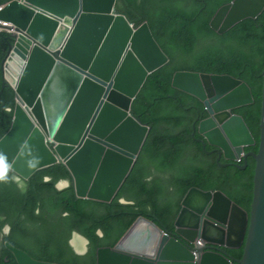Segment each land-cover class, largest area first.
Here are the masks:
<instances>
[{
  "label": "water",
  "instance_id": "95a60500",
  "mask_svg": "<svg viewBox=\"0 0 264 264\" xmlns=\"http://www.w3.org/2000/svg\"><path fill=\"white\" fill-rule=\"evenodd\" d=\"M117 1L12 0L1 6L0 21L16 41L8 61L17 79L10 80L16 105L0 153L21 179L61 162L70 180L59 181L58 188L72 185L78 198L111 202L132 171L151 129L132 105L169 57L148 23L136 28L117 12ZM263 13L264 0H233L217 11L211 27L223 35ZM7 85L3 77L0 101ZM172 87L204 104L209 116L198 121L194 136L203 137L205 149L216 148L221 165L245 169L250 156L256 160L251 213L223 190L193 186L182 201L175 231L142 215L114 246L98 248L97 264H264V89L259 152L247 153L257 140L245 118L234 112L255 103L246 81L178 71ZM76 238L85 241L83 250L74 244ZM69 243L79 254L88 250L89 240L79 232ZM5 245L18 264H62L36 259L9 241ZM243 245L241 258L228 251Z\"/></svg>",
  "mask_w": 264,
  "mask_h": 264
},
{
  "label": "trees",
  "instance_id": "16d2710c",
  "mask_svg": "<svg viewBox=\"0 0 264 264\" xmlns=\"http://www.w3.org/2000/svg\"><path fill=\"white\" fill-rule=\"evenodd\" d=\"M12 0H0L3 6ZM233 0H118L117 12L136 27L147 22L169 62L151 74L133 102V112L151 129L132 171L111 202L78 198L74 187L59 189L70 179L65 164L57 162L17 183L0 182V264H18L5 246L9 241L40 260L63 264H97L99 247L113 246L131 224L144 215L167 230H175L182 201L190 188L223 190L252 210L256 160L242 169L219 164L194 136L197 120L208 117L196 97L172 87L177 71L229 74L246 81L255 103L235 110L257 139L249 148L259 152L264 89V13L220 35L211 27L217 11ZM14 43L11 33H0V90L2 65ZM16 105L12 87L0 101V139L9 130ZM7 109V110H6ZM16 176L11 169L9 177ZM45 177H50L46 182ZM125 198L129 202H121ZM102 231L100 235L98 231ZM89 239L88 251L77 253L69 241L73 232ZM245 245L229 249L243 257Z\"/></svg>",
  "mask_w": 264,
  "mask_h": 264
},
{
  "label": "clouds",
  "instance_id": "9594fccd",
  "mask_svg": "<svg viewBox=\"0 0 264 264\" xmlns=\"http://www.w3.org/2000/svg\"><path fill=\"white\" fill-rule=\"evenodd\" d=\"M0 9H1V6H0ZM133 24V23H132ZM143 24V23H142ZM141 24V25H142ZM140 25V26H141ZM239 25V24H238ZM3 26H9L7 23H5V22H1L0 21V33L1 32H8V33H11V34H13V31H8V30H6V29H4V27ZM135 26V25H134ZM136 27V26H135ZM137 28V27H136ZM151 29V28H150ZM215 31V30H214ZM153 34V33H152ZM157 41V40H156ZM16 44V41H15V39H14V43H13V45H15ZM8 58H10V55L8 56V54H7V56H6V58H5V60H4V62H3V64L4 65H2V68H3V71L4 72H2L3 73V77H4V79H6L7 81H8V83H10V85H7V86H10V87H12L13 88V90L15 91V89H14V86H13V84L10 82V80L11 79H13V80H15V79H17V77L14 75V73H13V67H12V65H11V63L8 61ZM183 71V70H182ZM178 72V71H177ZM209 74V73H208ZM171 85H172V83H171ZM16 95V94H15ZM205 107V106H204ZM7 110V109H6ZM206 111V110H205ZM235 112V111H234ZM208 113V112H207ZM237 114V113H236ZM240 115V114H239ZM208 116H209V114H208ZM206 118H208V117H206ZM206 118H204V119H206ZM199 120H203V119H198L197 120V124L196 125H198L199 124ZM195 125V126H196ZM261 125V124H260ZM194 126V127H195ZM250 127V126H249ZM251 129V128H250ZM261 130V129H260ZM252 131V130H251ZM198 132H196V134H197ZM253 133V132H252ZM199 134V133H198ZM254 134V133H253ZM200 135V134H199ZM255 136V135H254ZM202 137V136H201ZM203 138V137H202ZM256 138V137H255ZM200 139L198 138V141H199ZM257 140V139H256ZM200 142V141H199ZM261 142V141H260ZM257 145V144H256ZM255 145V146H256ZM204 146V145H203ZM208 146H210V145H208ZM208 146H207V148H208ZM254 147V146H253ZM205 148V147H204ZM248 148H251V147H247L246 148V152H247V149ZM207 150V149H206ZM208 151V150H207ZM209 152V151H208ZM256 153H258V152H256ZM209 154V153H208ZM251 157V156H250ZM219 162V161H218ZM222 162H225V161H222ZM245 162V160H244V157H242L241 159H239V163H244ZM248 163H249V161H248ZM220 164V163H219ZM231 165H235V164H231ZM249 165V164H248ZM227 166H229V165H227ZM237 166V165H236ZM29 167H35V165L31 162V161H29ZM10 169H11V165L10 164H8L7 162H6V156L4 155V154H2V153H0V182H7L9 179H11V180H13V181H15V182H17L18 184L19 183H21V178H20V176H18V175H16V176H12L11 178L9 177V171H10ZM70 173V172H69ZM50 178L49 177H45V181L47 182L48 180H49ZM25 180V179H24ZM64 180V179H63ZM65 180H68V179H65ZM70 180V179H69ZM61 181V180H60ZM63 183H65V184H67V182L66 181H63ZM67 187V186H66ZM65 188V187H64ZM60 189V188H59ZM62 189V188H61ZM211 190V189H210ZM246 209V208H245ZM251 213V212H250ZM157 222V221H156ZM7 225H9V224H7ZM11 227V226H10ZM5 228V227H4ZM3 228V229H4ZM9 230H11V229H9V227L8 226H6V228H5V234H7V232L9 231ZM171 231H175V230H171ZM77 232V231H76ZM1 235H0V240L2 239V237H3V235H5L4 233H3V231L0 233ZM84 236V235H83ZM72 238V237H71ZM89 240V239H88ZM6 242V241H5ZM201 243H202V241H200ZM193 243V242H192ZM89 244V243H88ZM14 245V244H13ZM6 246V245H5ZM114 246V245H113ZM244 246V245H243ZM242 246V247H243ZM7 248V247H6ZM20 248V247H19ZM8 249V248H7ZM236 249H238V248H236ZM9 250V249H8ZM24 250V249H23ZM245 250V249H244ZM88 251V250H87ZM228 251H229V249H228ZM85 254V253H84ZM14 255V254H13ZM234 256V255H233ZM15 257V256H14ZM239 258V257H238ZM16 259V258H15ZM37 259V258H36ZM44 261H46V260H44ZM57 263V262H56ZM63 264V263H62Z\"/></svg>",
  "mask_w": 264,
  "mask_h": 264
},
{
  "label": "flooded vegetation",
  "instance_id": "af4514ba",
  "mask_svg": "<svg viewBox=\"0 0 264 264\" xmlns=\"http://www.w3.org/2000/svg\"><path fill=\"white\" fill-rule=\"evenodd\" d=\"M200 136H201V135H200ZM199 139H203V138L201 137V138H199ZM211 147H212V149L209 151V153L212 152V154H209V155H212V156L217 155V159L219 160V153L216 152V148H215L214 146H211ZM250 152H254V151L249 150V148H248V149H247V153H250ZM249 158H250V157H249ZM249 158H248V161H249ZM222 161H225V162H227V163L229 162V161L225 160L224 157H223Z\"/></svg>",
  "mask_w": 264,
  "mask_h": 264
},
{
  "label": "bare ground",
  "instance_id": "6f19581e",
  "mask_svg": "<svg viewBox=\"0 0 264 264\" xmlns=\"http://www.w3.org/2000/svg\"><path fill=\"white\" fill-rule=\"evenodd\" d=\"M73 242L78 249L83 250L85 248V241L84 240H82L80 238H76V239H73Z\"/></svg>",
  "mask_w": 264,
  "mask_h": 264
}]
</instances>
